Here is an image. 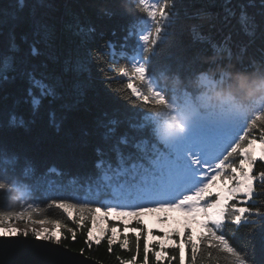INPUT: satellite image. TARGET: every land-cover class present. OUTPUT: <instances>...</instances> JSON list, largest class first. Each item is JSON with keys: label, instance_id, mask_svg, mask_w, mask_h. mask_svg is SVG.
<instances>
[{"label": "snow or ice", "instance_id": "obj_1", "mask_svg": "<svg viewBox=\"0 0 264 264\" xmlns=\"http://www.w3.org/2000/svg\"><path fill=\"white\" fill-rule=\"evenodd\" d=\"M135 3L140 15L115 39V30L106 38L94 24H84L68 12L52 15L54 0H9L6 6L0 0V35L8 28L7 47L0 48V114L6 112L7 117L0 119V190L18 191L21 198L18 211L0 216L34 220L45 215L43 203L77 227L90 220L99 235L89 230L86 242L99 244L106 238L109 251L117 243L131 251V235L138 254L143 239L142 264H149L150 254L154 264H174L177 258L179 264H257L233 240L243 226L264 228V209L251 206L259 195L257 185L264 190V100L244 109L223 102L202 105L197 90L186 82L217 64L247 71L255 61L244 63L247 46L234 51L229 33L223 43L210 45L213 59L202 61L207 67L187 78L171 64L155 65L159 45L167 41L175 22V0ZM225 13V25L235 19L238 34L250 42L257 36L264 40V0H258V6L257 0H239L226 6ZM121 14L119 6L105 11L109 18ZM259 64L264 66V56ZM117 76L127 78L126 87L136 98L132 110L117 115L99 109L89 119L79 118L89 93L99 98V86ZM174 77L184 81L182 87L167 82ZM10 86L15 87V98L8 109ZM44 112L47 127L64 132L61 141L44 144L13 135L30 132ZM70 119L73 128L66 130ZM169 123L179 131L165 129ZM89 148L95 156L91 170L73 173L59 163H46L83 165ZM172 212L181 213L185 222L178 229H161L162 234H154L141 219L148 213L166 223ZM197 215L203 216L202 231L193 232L188 220ZM124 217H133L137 227L123 222ZM46 219L36 222L44 224ZM101 222L105 227H97ZM121 223L127 231H121ZM228 226H233L231 235ZM70 231L75 239V231ZM30 234L56 244L63 236L59 227L0 228L2 237ZM136 258L134 254L120 264H136Z\"/></svg>", "mask_w": 264, "mask_h": 264}, {"label": "trees", "instance_id": "obj_2", "mask_svg": "<svg viewBox=\"0 0 264 264\" xmlns=\"http://www.w3.org/2000/svg\"><path fill=\"white\" fill-rule=\"evenodd\" d=\"M54 2L56 7L52 15L60 16L68 12L78 17L84 24H94L98 31L105 33L106 38L112 30H115L117 32L115 39H119L124 34L121 29L130 23L135 16L140 15L136 8L135 0H131V2L130 0H54ZM238 2L239 0H231L230 5H225L224 0H175L176 18L171 28V35L166 42L159 45L158 54L154 58V64H171L174 72H179L182 77L187 78L192 72L198 71L202 67H207L202 61L210 56V45L212 43H223L229 33H231V46L234 51L238 50L241 44L247 46V51L243 56L245 64L252 61L260 63L261 57L264 56V40L257 36L250 42L249 37L238 34L239 26L236 25L235 19L232 20V25H236L235 27L225 25L224 23L223 17L226 15L225 7L235 6ZM8 3L9 0H2L3 5L6 6ZM113 6H119L122 14L109 18L105 15V11L111 9ZM255 10L250 9V11ZM202 13H207L208 18L200 19L199 16ZM7 33L8 28L6 27L3 35H0V48L7 47ZM197 33H199V38L197 37ZM22 48L27 51L26 45H22ZM126 84L127 78L117 76L111 84L100 85L99 87L102 89L100 97L97 98L94 93L90 92L77 116L89 119L99 109L107 110L110 113L115 111L117 115H120L124 110H132L131 102L135 101L136 98L127 89ZM9 92L13 95H9L6 103L8 109H11L13 99L15 98V87L10 86ZM6 118V112L0 114V119ZM73 123V120L70 119L66 123V130L72 129ZM13 135L21 141H35L38 139L44 144H53L63 139L64 132L57 133L54 129L47 127V116L46 112H44L30 132L25 133L23 130H18ZM87 153V160L83 165L78 163L66 164L63 161L55 160H49L46 163H59L61 167L69 168L73 173L84 172L93 168L95 160L91 148L87 150ZM260 168L261 165L258 164L257 171ZM257 190L259 195L254 197L251 206L264 209V190H261L259 184L257 185ZM24 199L31 201V197H24ZM20 204L21 198L18 191L0 190V213L18 211ZM41 206L46 208L45 215L38 216L34 220L37 221L47 217L46 221L60 225L63 233L60 243L70 249L81 251L102 264H120L121 260H128L135 254L137 257L136 264H142L143 239L140 241V252L138 254L136 253L135 237L131 235V251L121 249L119 243L114 244L111 251H109L108 240L106 238L102 239L99 244H96L94 241L91 243L86 242L89 230L94 228L90 220L84 225L77 227L60 210L56 208L48 209L43 203ZM199 216L202 215H197L196 218ZM112 225L113 222H110L109 228ZM130 226L137 227L134 222ZM120 229L122 232L126 231L123 225H120ZM70 230L75 231V239H73L72 231ZM226 231L231 235L233 233V226H228ZM154 234L162 233L155 230ZM93 235L99 234L93 233ZM107 235L109 236L108 233ZM233 243L239 250L246 252L249 257L254 258L257 264H264V228L252 225L243 226L235 231ZM169 255L178 257V253L172 250H169ZM149 264H154V258L151 257V254ZM174 264H179L178 258ZM203 264H207V262L205 261Z\"/></svg>", "mask_w": 264, "mask_h": 264}, {"label": "clouds", "instance_id": "obj_3", "mask_svg": "<svg viewBox=\"0 0 264 264\" xmlns=\"http://www.w3.org/2000/svg\"><path fill=\"white\" fill-rule=\"evenodd\" d=\"M205 59H213L212 57ZM216 73H221L217 76ZM205 77L210 83L205 84ZM173 87H182L184 81L179 77L167 81ZM190 88L196 89L202 105H220L227 103L235 108L244 109L251 102L264 100V66L253 62L252 67L245 71L237 69L233 64L226 66L217 64L206 73H197L187 81ZM178 119L180 117L178 116ZM165 129L179 131L172 124H165Z\"/></svg>", "mask_w": 264, "mask_h": 264}, {"label": "water", "instance_id": "obj_4", "mask_svg": "<svg viewBox=\"0 0 264 264\" xmlns=\"http://www.w3.org/2000/svg\"><path fill=\"white\" fill-rule=\"evenodd\" d=\"M0 264H102L62 243L34 236H0Z\"/></svg>", "mask_w": 264, "mask_h": 264}, {"label": "rangeland", "instance_id": "obj_5", "mask_svg": "<svg viewBox=\"0 0 264 264\" xmlns=\"http://www.w3.org/2000/svg\"><path fill=\"white\" fill-rule=\"evenodd\" d=\"M168 216L172 220L170 221L168 219V221L166 223L165 222H156L153 215L148 214V213H145L141 217V219H143L144 223L147 226L154 228L155 230H158V231H160L161 229H165V230L178 229V228L183 226V223L185 222V219H186L185 217L182 216L181 213H178V212L169 213ZM0 219H3L5 221L4 223L0 224V228H4V227L18 228L21 231H23L24 229H28L30 231L32 228H36L37 231H39L43 228H48L50 230L55 231L56 228L59 227L61 230L60 225L52 223V222H48V221H46L44 224H40V223H37L36 220H25V219L18 218L15 216H13L12 218L0 217ZM9 219H11V223L8 222ZM198 219H199V217L194 219V220L193 219L188 220V223L190 224L193 232L202 231V228L200 226ZM122 220H123V222H133L134 218L133 217H124V218H122ZM110 222H113V221L110 220L109 223ZM109 223H108V225H109ZM108 225H107V227H109ZM121 225H122V223H121ZM97 227H105V225L101 222L97 225ZM124 230L127 231V229H124ZM91 231H92V233L99 234L96 227L92 228ZM108 234H109V236L111 235L110 232Z\"/></svg>", "mask_w": 264, "mask_h": 264}, {"label": "bare ground", "instance_id": "obj_6", "mask_svg": "<svg viewBox=\"0 0 264 264\" xmlns=\"http://www.w3.org/2000/svg\"><path fill=\"white\" fill-rule=\"evenodd\" d=\"M197 218H198V217H197ZM194 219H196V217H195ZM194 219H193V220H194ZM202 219H203V216H199V219H198V220H199V223H200V221H201ZM169 220L171 221L172 219L169 218Z\"/></svg>", "mask_w": 264, "mask_h": 264}]
</instances>
